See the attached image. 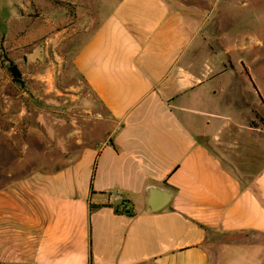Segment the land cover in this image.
<instances>
[{
  "label": "crops",
  "instance_id": "1",
  "mask_svg": "<svg viewBox=\"0 0 264 264\" xmlns=\"http://www.w3.org/2000/svg\"><path fill=\"white\" fill-rule=\"evenodd\" d=\"M197 1L118 0L96 15L72 60L87 90L51 106L77 119L46 124L56 164L0 184V264H264L260 138L197 107L220 65ZM151 190L170 195L162 209Z\"/></svg>",
  "mask_w": 264,
  "mask_h": 264
},
{
  "label": "rangeland",
  "instance_id": "2",
  "mask_svg": "<svg viewBox=\"0 0 264 264\" xmlns=\"http://www.w3.org/2000/svg\"><path fill=\"white\" fill-rule=\"evenodd\" d=\"M117 1L0 0V184L14 179L4 176L13 169L56 164L45 161L59 152L46 137V124L76 121L77 115L53 112L51 106H67L68 95L87 90L72 71V60L95 28L96 15L106 14ZM190 3L200 11L199 21L212 26L210 47L220 62L216 79L196 98L197 107H212L223 121L235 118L256 128L260 154L252 170L263 172L264 0ZM11 65L20 73L18 82L10 75ZM230 102L243 105L245 112ZM83 117L89 119L87 113ZM194 118L197 124L203 120Z\"/></svg>",
  "mask_w": 264,
  "mask_h": 264
},
{
  "label": "water",
  "instance_id": "3",
  "mask_svg": "<svg viewBox=\"0 0 264 264\" xmlns=\"http://www.w3.org/2000/svg\"><path fill=\"white\" fill-rule=\"evenodd\" d=\"M170 195L158 193L155 190L149 192L148 205L151 211L162 209L169 201Z\"/></svg>",
  "mask_w": 264,
  "mask_h": 264
},
{
  "label": "built area",
  "instance_id": "4",
  "mask_svg": "<svg viewBox=\"0 0 264 264\" xmlns=\"http://www.w3.org/2000/svg\"><path fill=\"white\" fill-rule=\"evenodd\" d=\"M107 201L111 204L119 205L123 212H129L126 205L127 201L124 194L121 191H114L107 194Z\"/></svg>",
  "mask_w": 264,
  "mask_h": 264
},
{
  "label": "trees",
  "instance_id": "5",
  "mask_svg": "<svg viewBox=\"0 0 264 264\" xmlns=\"http://www.w3.org/2000/svg\"><path fill=\"white\" fill-rule=\"evenodd\" d=\"M8 70L10 72V75L13 79L14 82H18L19 81V78H20V73L19 71L17 70V68L13 65H11L10 67H8ZM246 72V71H245ZM247 73V72H246Z\"/></svg>",
  "mask_w": 264,
  "mask_h": 264
}]
</instances>
